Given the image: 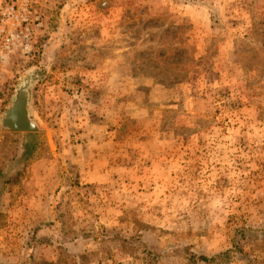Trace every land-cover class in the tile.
Masks as SVG:
<instances>
[{"label": "rangeland", "instance_id": "374dc122", "mask_svg": "<svg viewBox=\"0 0 264 264\" xmlns=\"http://www.w3.org/2000/svg\"><path fill=\"white\" fill-rule=\"evenodd\" d=\"M31 4L0 118L30 81L39 131L0 127V264H264V0Z\"/></svg>", "mask_w": 264, "mask_h": 264}, {"label": "built area", "instance_id": "2783aa9c", "mask_svg": "<svg viewBox=\"0 0 264 264\" xmlns=\"http://www.w3.org/2000/svg\"><path fill=\"white\" fill-rule=\"evenodd\" d=\"M43 27V15L31 0H9L0 6V80L12 57L32 56L35 32Z\"/></svg>", "mask_w": 264, "mask_h": 264}, {"label": "water", "instance_id": "95a60500", "mask_svg": "<svg viewBox=\"0 0 264 264\" xmlns=\"http://www.w3.org/2000/svg\"><path fill=\"white\" fill-rule=\"evenodd\" d=\"M31 82L18 83L14 96L5 114L0 118V127L5 131L33 133L39 131V126L32 118L31 105Z\"/></svg>", "mask_w": 264, "mask_h": 264}, {"label": "trees", "instance_id": "16d2710c", "mask_svg": "<svg viewBox=\"0 0 264 264\" xmlns=\"http://www.w3.org/2000/svg\"><path fill=\"white\" fill-rule=\"evenodd\" d=\"M179 54H183V52L182 51H179ZM189 61H192V60H190L189 59ZM176 77H179V74H176ZM33 146L34 145H32V148H33ZM19 162V159H17V160H13L12 162H11V164H10V166L11 165H14L15 164V166L17 165V163ZM14 169V166H12V168H9L8 170H6V172H8V171H11V170H13ZM6 172H4V173H6ZM1 175V174H0ZM102 237H103V235H102ZM107 237H111V236H107ZM85 238H92V237H90V236H88V235H83L82 236V239H85ZM104 238V237H103ZM95 239V238H94ZM56 241V240H55ZM168 251H166V250H159V252H156V253H154V252H152L151 254L152 255H157V256H161V255H164V254H166ZM228 254H226V253H224V254H218L217 256H213V257H211V258H206V257H198L197 259L196 258H194L193 256H191V255H187L186 256V260H187V262L189 263V264H199V263H204V264H218V263H220V264H228L231 260L229 259V258H227L228 256H227Z\"/></svg>", "mask_w": 264, "mask_h": 264}, {"label": "crops", "instance_id": "0c3cea01", "mask_svg": "<svg viewBox=\"0 0 264 264\" xmlns=\"http://www.w3.org/2000/svg\"><path fill=\"white\" fill-rule=\"evenodd\" d=\"M86 174H88V173H86Z\"/></svg>", "mask_w": 264, "mask_h": 264}]
</instances>
